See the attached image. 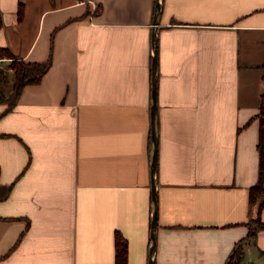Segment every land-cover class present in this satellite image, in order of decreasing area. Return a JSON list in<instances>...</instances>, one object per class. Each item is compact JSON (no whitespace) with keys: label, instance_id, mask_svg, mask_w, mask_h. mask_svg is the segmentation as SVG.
<instances>
[{"label":"crops","instance_id":"crops-1","mask_svg":"<svg viewBox=\"0 0 264 264\" xmlns=\"http://www.w3.org/2000/svg\"><path fill=\"white\" fill-rule=\"evenodd\" d=\"M156 3L0 0V49L50 59L0 100V264H117V232L126 264H149L154 32L155 264H264V229L248 238L264 220V0H160L158 25Z\"/></svg>","mask_w":264,"mask_h":264},{"label":"trees","instance_id":"trees-1","mask_svg":"<svg viewBox=\"0 0 264 264\" xmlns=\"http://www.w3.org/2000/svg\"><path fill=\"white\" fill-rule=\"evenodd\" d=\"M0 54H9L14 59L8 63L7 69H0V81L4 85H9L10 90L6 94L3 89L0 88V100L7 104L5 111L12 109L23 87L28 83L38 82L45 72L50 67V59L43 62L26 61L21 58L14 57L13 53L6 48L0 49ZM9 69L11 71H9ZM2 84V83H1ZM255 118L259 119V180L258 183L251 188L250 200L255 202L259 196L264 195V105L260 108V111L255 115ZM12 184H3L0 182V200L5 199L11 192ZM264 206V196L260 201V207ZM249 233L248 238L255 239L257 232L264 229V220L260 215L249 221ZM116 260L117 264H126L128 256V245L125 237L117 232L116 234ZM242 246H237L234 256L237 259L240 257ZM239 261V260H238Z\"/></svg>","mask_w":264,"mask_h":264},{"label":"water","instance_id":"water-1","mask_svg":"<svg viewBox=\"0 0 264 264\" xmlns=\"http://www.w3.org/2000/svg\"><path fill=\"white\" fill-rule=\"evenodd\" d=\"M156 18L155 25H158V16L161 10L160 0H157L156 3ZM154 44V54H153V89H152V112H151V125H152V142H153V152H152V201H153V210H152V219H151V241L149 249V264H155V252L157 247V228H158V214H159V197L156 181V172H157V161H158V127H157V94H158V51H157V35L154 32L153 36Z\"/></svg>","mask_w":264,"mask_h":264}]
</instances>
